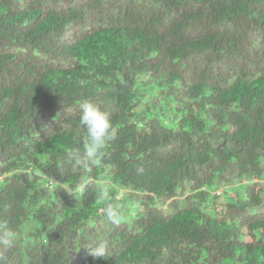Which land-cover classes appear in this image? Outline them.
<instances>
[{"label": "trees", "instance_id": "1", "mask_svg": "<svg viewBox=\"0 0 264 264\" xmlns=\"http://www.w3.org/2000/svg\"><path fill=\"white\" fill-rule=\"evenodd\" d=\"M85 99L114 128L90 171ZM5 228L0 264H264V0H0Z\"/></svg>", "mask_w": 264, "mask_h": 264}, {"label": "clouds", "instance_id": "2", "mask_svg": "<svg viewBox=\"0 0 264 264\" xmlns=\"http://www.w3.org/2000/svg\"><path fill=\"white\" fill-rule=\"evenodd\" d=\"M79 122L84 129L83 156L78 153L75 156V166L85 171H90L89 164H95L102 156L108 141L114 136V128L111 120V113L104 109L98 102L92 99H85L80 104ZM89 181L82 180L81 188L87 186ZM97 198L105 203L104 215L108 221H116L119 217V205L112 202V186L108 180H100L95 184ZM17 233L10 228L0 231V246L5 249H12L17 244ZM91 249L90 255L94 259L105 258L109 251L107 239L99 240Z\"/></svg>", "mask_w": 264, "mask_h": 264}]
</instances>
